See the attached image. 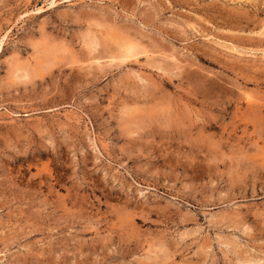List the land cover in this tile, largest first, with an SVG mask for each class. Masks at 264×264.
<instances>
[{"label": "rangeland", "instance_id": "obj_1", "mask_svg": "<svg viewBox=\"0 0 264 264\" xmlns=\"http://www.w3.org/2000/svg\"><path fill=\"white\" fill-rule=\"evenodd\" d=\"M52 2L0 0V264L264 262V0Z\"/></svg>", "mask_w": 264, "mask_h": 264}, {"label": "bare ground", "instance_id": "obj_2", "mask_svg": "<svg viewBox=\"0 0 264 264\" xmlns=\"http://www.w3.org/2000/svg\"><path fill=\"white\" fill-rule=\"evenodd\" d=\"M56 3V0H53V2H52V5L54 6V4ZM5 40V39H4ZM2 42H3V40H1ZM90 42V41H89ZM3 44V43H2ZM4 45V44H3ZM135 49H136V47H134V46H128V48H127V52L128 53H133L134 51H135ZM22 76H23V74H22ZM258 260V259H257ZM261 260V259H260ZM246 264H264V262H262V261H259V262H255V263H251V262H249V263H246Z\"/></svg>", "mask_w": 264, "mask_h": 264}]
</instances>
